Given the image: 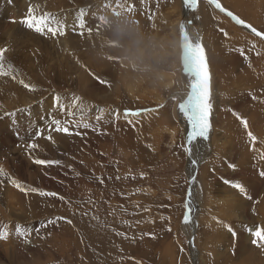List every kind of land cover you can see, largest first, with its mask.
<instances>
[{"label":"rangeland","instance_id":"obj_1","mask_svg":"<svg viewBox=\"0 0 264 264\" xmlns=\"http://www.w3.org/2000/svg\"><path fill=\"white\" fill-rule=\"evenodd\" d=\"M81 2L68 6L99 16L101 34L109 17L124 13L161 39L178 34L180 47L181 25L194 43L198 36L210 74L208 138L186 135L190 121L179 103L190 91V76L183 71L182 49L179 75L172 72L160 86L125 80L111 57L101 63L102 73L88 72L90 81L79 83L88 93L79 84L68 89L38 70L33 83L21 89V100L28 102L23 116L17 114L20 109L0 113V171L12 173L18 165L21 178L15 181L28 185L14 196L13 180H0V264H193L194 259L238 264L248 256L249 264H264V242L252 243V232L264 229V219L254 210L264 200V39L226 15L231 12L264 33V0H218L226 12L208 0H197L194 8L187 0H121L130 11L115 8L117 0ZM9 9L1 20H13ZM66 99L79 106V115L63 113ZM38 103L40 108L31 110ZM53 120L69 132L55 131ZM23 132L27 136L20 138L27 141L16 138ZM189 141L201 158L194 173L195 232L185 223L191 203ZM29 144L47 150L39 159L59 163L36 167L35 159L27 158L29 150L35 153ZM97 233L100 237L90 235Z\"/></svg>","mask_w":264,"mask_h":264},{"label":"bare ground","instance_id":"obj_2","mask_svg":"<svg viewBox=\"0 0 264 264\" xmlns=\"http://www.w3.org/2000/svg\"><path fill=\"white\" fill-rule=\"evenodd\" d=\"M69 1L70 0H37V2L30 3V2H28V0H0V16L1 17L2 16H8V14H7L8 8H10L9 9V15H13V20H12V18H9L8 20H6V19L1 20L0 19V49H6V51L4 52V58L2 61H0V113L1 114H3L4 111H7V110L15 112V109H20L19 110L20 112L19 113L17 112V114H19L20 116H23L21 114L23 112L27 111L23 108H24L25 104L28 102L25 100H21L24 97L23 95H21V89H23V86H25V85L29 86L33 83L36 75L38 74V70H42L46 75L53 78L54 81H57V82H60L61 84H64L65 87L68 89H70V88L77 89V84H79L80 82L90 81L92 76L88 72H91V73L101 72L102 73V71L104 70V67H102V64L98 63L97 59H96L99 56V54H101L100 48H101V36H102V34L100 33V30H98V32H94L90 38L87 35V24L90 23L91 20L94 19L95 17H93L91 15L92 14L91 12L84 10V8L81 6H78V5L73 6V7L68 6ZM74 1H78V2H74ZM71 3H82V2H81V0H72L69 4H71ZM122 4L124 5V3H122ZM29 7H31L33 9V15L36 17H40L41 15L49 14L51 17L55 18L57 21L65 22V35L60 36L58 34L56 37H53L50 33H47V32H45L44 34L37 33L34 29H29L26 26V24L21 23L22 20H24L28 17ZM115 8H117V5ZM21 11H23V12H21ZM82 12L85 14V18H86V28L84 29V32H85L84 36H80L77 34L78 31H80L77 27V22H78V19H79ZM21 25L24 27V29L21 27ZM59 40L62 43L59 44L58 43ZM85 41H87V43L84 45L83 43ZM62 45H64V46H62ZM120 73H119V75H121ZM185 76H187V74H185ZM191 79H192V77H190V80ZM117 83H116V86H117ZM90 86H92V83L90 84ZM78 87L81 88V91L83 93L84 92L88 93V91H90L88 89V87H86V84H79ZM129 91H131V90H129ZM115 95L117 96L116 92H115ZM38 101L39 100L37 99V102ZM49 102L51 103V101H49ZM53 102H55V98L53 99ZM47 103H46V105H47ZM43 104H45V103H43ZM41 106H43V105H41ZM61 106L64 107V110H68V111L63 110V113L64 112L65 113L72 112V114H70L72 117H73V115H79L80 114L79 106H74L67 99L64 100V102H63V104H61ZM39 108H40V104L38 103V106H33L31 108V110L35 111ZM59 108H61V107H59ZM28 124H29V122H28ZM186 128H188L186 135L189 139L190 134H191L190 131L192 130V126L190 125V122L186 124L185 129ZM3 131H4V129H3ZM8 131H9V129H6V132H5V136L7 138L9 136ZM259 133H261V132H259ZM22 135H26V134L24 132L22 134L19 133L16 138H18V137L20 138ZM11 136H14V135L12 134ZM34 136H35V134H34ZM25 138H27V137L20 138V139H25ZM223 144H225V143H223ZM207 145H208V143L206 142L205 147ZM39 146L32 148L35 150V153L32 151L29 152L30 151L29 150L27 158H31V159L34 158L36 160V159H39V156L40 157L43 156L44 152L47 150H45L43 152V151H41L42 148ZM27 147H28V145H27ZM188 147H190L189 158L191 159L190 162L192 165L189 169V174H188L189 178H190V183H191V187H190L191 196L189 197V200H191V203L188 205V206H190L188 208L189 209V211H188V222H189L188 224L189 225L186 227H187V230H188V228H189V230L191 229L192 231L194 229V232H195V230H196V221H195L196 213L195 212L196 211H194V209H196V208H193L194 207V201H192V198H193V193H194V189H195V183L197 184V182L195 180V174L194 173H195V168L199 165V162H200L199 160H201V158L197 159L194 156V153L192 152V149H191L190 141H189ZM46 154H48V152H46ZM53 155H54V153H53ZM35 160H33V161H35ZM25 163H26V161H25ZM34 165L36 167L41 166L39 164H36L35 162H34ZM30 166L32 167L33 164ZM13 167H14V171H12V173L6 172V171L5 172L0 171V180L1 179H2V181L6 180V182L9 183V181L16 180L18 177L21 178V176L19 175L22 172L20 170V167L18 165H13ZM22 168H23V166H22ZM19 185H20V187H19L20 190L26 189L28 187V185H26V184H19ZM19 188L17 186H14V189H13L15 191V193L13 194L14 196H18L20 194ZM22 192L23 191L21 190V195H22ZM17 204L19 206L23 205L22 196H20V198L17 199ZM65 210H66V208H65ZM254 210L258 211L260 216L264 219V200L258 202ZM189 217H190V219H189ZM105 221H107V220H105ZM111 228H113V227H111ZM79 230L82 231L81 229H79ZM115 231L118 232L116 229H115ZM124 231H125V229H124ZM220 234L223 238L224 233L220 232ZM63 235H64V233H63ZM90 235H98L100 237L101 234L97 233V234H90ZM58 236H60V235H57V237ZM116 236H114V237L116 238ZM118 236H120V235H118ZM122 236H123V234H122ZM105 237H106V235H105ZM243 237H245V236H243ZM129 238H131V237H129ZM102 240H104V239H102ZM224 242L227 243V239H224ZM97 243H98V241H97ZM118 244H120V243H118ZM126 244H127V242H126ZM103 245H104V243H103ZM101 248H103V247H101ZM194 248H195V246H194ZM107 250H109V249H107ZM113 250H115V249H113ZM123 255H125V253H123ZM251 255H253V254H251ZM118 256H119V254H118ZM100 257H102V256H100ZM257 259H256V261H257ZM250 260H251V258L249 256L247 258L243 257V258H240L238 264H249ZM260 260L263 261L264 258L260 257ZM197 263H198V260L194 259L193 264H197ZM260 264H262V263H260Z\"/></svg>","mask_w":264,"mask_h":264},{"label":"snow or ice","instance_id":"obj_3","mask_svg":"<svg viewBox=\"0 0 264 264\" xmlns=\"http://www.w3.org/2000/svg\"><path fill=\"white\" fill-rule=\"evenodd\" d=\"M208 2L215 6L220 12H226V10L221 6L218 0H208ZM187 3L192 6L193 8L197 4V0H187ZM117 7L122 8L125 11H130L131 9H126L124 5L121 3V0H117ZM94 19L91 20L90 23L87 24V35L90 38L94 32H98L99 24H100V17L97 16L95 13L91 14ZM226 15L232 17L233 20L239 25H244L247 28H250L251 32L254 33L256 36L261 37L264 39V33L258 32L255 28H252L250 25H245L244 21L233 16L231 12H226ZM21 23L26 24L29 29H34L37 33L44 34L45 32L50 33L53 37H56L58 34L60 36L65 35V22L57 21L55 18L51 17L49 14H45L40 17H36L33 15V9L29 7L28 9V17L21 21ZM77 27L80 31H78V35L84 36L85 32L84 29L86 28V18L85 14L82 12L78 22ZM181 32V49H182V62H183V71L188 74V76L192 77L190 82H186V87H190V91L186 92V99L183 100L182 103H179V110L182 112L188 120L191 122L192 125V132L190 134L189 139L194 140L196 137H203L205 139L208 138V133L210 129L209 124V114L211 111V103H210V87H209V68L206 63L205 59V50L201 43H199L198 36L196 38V42H193V39L189 37L187 31H185L184 26H180ZM6 49H0V61L4 58V52ZM100 83H107L104 80H100ZM28 87L27 85H25ZM179 95H182L180 93ZM178 95V96H179ZM177 98V97H176ZM77 101L79 98H75ZM57 102L60 101V97H56ZM103 109L100 110L101 115L103 114ZM101 116H97V119H100ZM52 123L56 126L55 131L68 133V127H61V122L59 120H53ZM244 126L247 127V122H243ZM83 127L88 128L89 124L84 123ZM40 135V133H37ZM250 139L254 142L255 137L252 135L251 132L248 133ZM47 139L51 140L52 137L48 136ZM29 148H35V144H29ZM36 164L39 165H52L58 164L59 161L55 160H43V159H36L34 161ZM231 167H235V165H230ZM261 176H264V171L260 172ZM12 183L16 184L17 187H20L19 184L16 183L15 180ZM236 189L239 190L240 193H246V189L239 183H235L232 185ZM24 191V189H21ZM31 191L36 192L37 189L33 188ZM40 195H47V196H56L57 193L53 192H40ZM63 199V198H61ZM52 222V221H49ZM188 222V217L185 216V223ZM18 233L20 229H17ZM228 231L232 232L233 229L229 226ZM235 234V233H233ZM252 235L256 238L252 240L253 244H257L258 241L264 242V229H257L256 231L252 232ZM0 238H4L2 232H0Z\"/></svg>","mask_w":264,"mask_h":264},{"label":"clouds","instance_id":"obj_4","mask_svg":"<svg viewBox=\"0 0 264 264\" xmlns=\"http://www.w3.org/2000/svg\"><path fill=\"white\" fill-rule=\"evenodd\" d=\"M98 63L109 61L119 65L127 81H144L160 86L172 72L179 75L180 38L174 34L164 40L152 34L131 16H111L101 36Z\"/></svg>","mask_w":264,"mask_h":264},{"label":"crops","instance_id":"obj_5","mask_svg":"<svg viewBox=\"0 0 264 264\" xmlns=\"http://www.w3.org/2000/svg\"><path fill=\"white\" fill-rule=\"evenodd\" d=\"M233 16H234V15H233ZM248 67H249V68L252 67L251 63H248Z\"/></svg>","mask_w":264,"mask_h":264},{"label":"water","instance_id":"obj_6","mask_svg":"<svg viewBox=\"0 0 264 264\" xmlns=\"http://www.w3.org/2000/svg\"><path fill=\"white\" fill-rule=\"evenodd\" d=\"M245 25H248V24H245ZM242 26H244V25H242ZM245 27V26H244ZM248 29H250V28H248Z\"/></svg>","mask_w":264,"mask_h":264}]
</instances>
